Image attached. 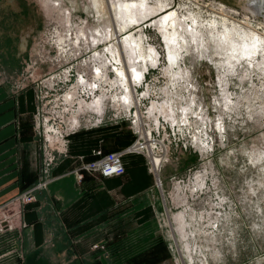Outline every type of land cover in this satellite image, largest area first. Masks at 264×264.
Here are the masks:
<instances>
[{"label": "rangeland", "instance_id": "obj_1", "mask_svg": "<svg viewBox=\"0 0 264 264\" xmlns=\"http://www.w3.org/2000/svg\"><path fill=\"white\" fill-rule=\"evenodd\" d=\"M126 1L105 0L100 17L94 0H0V95L24 110L26 136L53 166L147 139L132 155L155 180L151 205L118 207L88 245L92 264H264V57L229 58L222 32L207 18L195 26L184 7L221 3L264 31L260 1L170 0L186 24L172 41L174 65L153 24L161 0H134L143 6L135 24L119 12ZM123 25L141 48L131 39L121 48ZM81 102L95 107L78 113ZM1 213L0 264H25Z\"/></svg>", "mask_w": 264, "mask_h": 264}, {"label": "crops", "instance_id": "obj_2", "mask_svg": "<svg viewBox=\"0 0 264 264\" xmlns=\"http://www.w3.org/2000/svg\"><path fill=\"white\" fill-rule=\"evenodd\" d=\"M23 111L0 95V212L16 228L12 243L23 248L25 264H92L88 245L99 240L118 207L147 209L155 180L138 155H126V173L115 177H80L82 160L65 158L53 166L51 181L32 202L16 201L39 181L42 165L34 136H26L28 125L20 122Z\"/></svg>", "mask_w": 264, "mask_h": 264}, {"label": "bare ground", "instance_id": "obj_3", "mask_svg": "<svg viewBox=\"0 0 264 264\" xmlns=\"http://www.w3.org/2000/svg\"><path fill=\"white\" fill-rule=\"evenodd\" d=\"M94 1L96 4L98 15L100 17L106 16L105 13L107 11L103 9V4L105 0H94ZM259 1H260L259 3L260 11L264 12V0H259ZM108 3L109 5H112L110 1ZM161 4H162L161 8H158V5H157L156 9H152V10L158 9L159 13H155L151 10L152 14H154V16L156 15L155 17L161 16L159 19H156L155 23L153 24L157 25L160 31L164 33L166 43L168 44V47L170 50L169 51L170 62H171L170 64L174 65L176 61L178 63V56L177 54L173 53L172 45L177 40L176 36L177 34H179L180 28H182L183 24L184 25L186 24H185V21L180 19L181 16H180L179 11H174V7H172L174 3H172L170 0H161ZM197 5L198 6H195L192 9H190V7H187L186 5L184 6L186 9L189 8L188 11H192L191 13H189L190 16H188V18L193 19L194 23L196 24L195 26H198V27L202 26L199 19H202L203 21H205V18H207L210 23L211 29L217 32H222V35H224V40L223 39L220 40L221 46H224L222 48H225L226 46H228V50L232 52L230 53L229 58L238 59L239 61L243 62L246 59L254 58L257 56H261V57H258L252 60L253 61L257 59L260 60L261 58L264 57V31H260V27H255L252 24V22H250V20L248 19H245L243 21L234 19L233 17L229 15V13H233V12L224 4L214 2L213 7H208V5L201 6L200 4H197ZM141 7L143 6H140V4L136 3V1L130 0V1L124 2L121 5L119 12L121 13V15H123V18L125 17L128 21H130V23L135 24L136 21H138V18H134L133 13L134 11L136 12L137 10H140ZM146 8H147V5H146ZM109 11H111V9L108 8L107 16L110 19H112L113 13L111 12L109 13ZM147 14L148 12H145L144 16L146 17ZM164 14L166 15L164 16ZM142 16L143 15H141V17ZM130 23H129V26H130ZM129 26L128 25L121 26L122 32L127 31V33H125L126 37L120 40L121 48L122 49L124 48L122 43H125V41H128V39H131V42H134L136 44V48H141V44H138L139 41L136 40L134 37H132L130 30L127 29ZM110 33H111V36H113L112 31H110ZM178 43L182 45L181 40H180V35H179ZM252 60L250 61L251 63L253 62ZM142 62H146V58H144V55H143ZM167 62L168 61L166 59V63ZM118 71L121 74H123L124 70L118 69ZM141 72L142 71L136 70L134 73L136 76H142ZM95 75L96 73H94V76ZM129 75L130 76H128L127 71H126L125 76L127 77L126 79H128L127 82L129 84V87H131L133 86V81L131 78V73ZM140 80H143V79H140ZM79 86L80 85L78 83V85L74 87L76 89L74 90L76 92V93L74 92L75 94L70 92L61 98L62 100H64L65 104L67 105L73 104V102H75L76 99H78L76 94H77V89ZM94 107L95 106L93 103L84 104L81 102V105L78 107L77 112L82 113L84 111H92ZM145 140H146L147 148H148L147 139ZM131 148L140 149L139 144L137 143L133 144ZM151 163H152V160H151Z\"/></svg>", "mask_w": 264, "mask_h": 264}, {"label": "built area", "instance_id": "obj_4", "mask_svg": "<svg viewBox=\"0 0 264 264\" xmlns=\"http://www.w3.org/2000/svg\"><path fill=\"white\" fill-rule=\"evenodd\" d=\"M139 144L140 149H133L130 147L124 150H112L109 152H103L102 149L98 148L93 150V155L96 157L86 164H83L80 168L81 175L83 171H87L89 173H99L103 177H115L122 176L126 173V163L125 156L132 153H138L147 149L146 140L136 142ZM135 144V143H134ZM53 158L46 157L42 160V165L39 172V181L30 189L25 191L22 195L16 198V201L20 200L25 203L32 202L35 198V194L37 191L46 188L51 181V171L53 168ZM6 220L5 222H3ZM2 220V225H4L5 230L3 232L12 230L13 224L10 221V218H5ZM103 247L100 244H94V248Z\"/></svg>", "mask_w": 264, "mask_h": 264}, {"label": "trees", "instance_id": "obj_5", "mask_svg": "<svg viewBox=\"0 0 264 264\" xmlns=\"http://www.w3.org/2000/svg\"><path fill=\"white\" fill-rule=\"evenodd\" d=\"M109 151H112V150H103V152H109ZM94 158H96L93 154H92V158L91 159H94ZM160 246L165 250L166 249V246H165V244L164 243H161L160 244Z\"/></svg>", "mask_w": 264, "mask_h": 264}]
</instances>
